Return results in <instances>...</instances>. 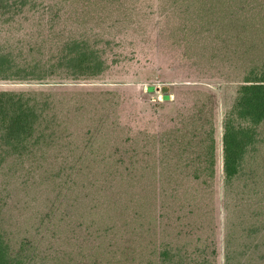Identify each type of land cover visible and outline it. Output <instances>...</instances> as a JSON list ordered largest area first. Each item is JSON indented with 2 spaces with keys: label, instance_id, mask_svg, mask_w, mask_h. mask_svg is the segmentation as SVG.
I'll return each mask as SVG.
<instances>
[{
  "label": "rangeland",
  "instance_id": "rangeland-1",
  "mask_svg": "<svg viewBox=\"0 0 264 264\" xmlns=\"http://www.w3.org/2000/svg\"><path fill=\"white\" fill-rule=\"evenodd\" d=\"M75 41L98 75L60 61ZM0 52L50 73L0 91L52 93L32 152L0 140L9 264H264V121L231 185L223 156L226 113L264 63V0H0Z\"/></svg>",
  "mask_w": 264,
  "mask_h": 264
},
{
  "label": "trees",
  "instance_id": "trees-1",
  "mask_svg": "<svg viewBox=\"0 0 264 264\" xmlns=\"http://www.w3.org/2000/svg\"><path fill=\"white\" fill-rule=\"evenodd\" d=\"M74 43L78 48L69 49L60 56V61L68 65L71 77L88 78L98 75L103 70L100 56L79 41ZM48 75H50L48 70L39 69L36 66L25 67L19 64L16 58L0 52V79H42ZM149 89L155 90L156 87L150 86ZM162 89L163 97L169 98L170 93L165 90L166 87ZM51 96L52 93L43 91H0V140L8 145L9 149L12 148L13 153L24 155L26 152H32L31 147L40 143L42 138L47 136L42 110H46L50 106ZM263 121L264 63L245 77L244 82L238 88L235 103L226 113L224 119L223 156L226 185H231L235 177L242 171L245 155L249 147L256 141V127ZM46 125L48 128L50 127L49 124ZM37 131H39L38 138L33 141L32 138L35 137L34 134ZM214 132L215 129L212 125L207 132L209 133L208 140L205 139L202 143L205 150L207 149L205 168L212 174L215 172L216 140ZM192 143L189 140L187 141L188 145L183 146L182 144L181 154H185L187 147ZM165 153L167 158V148ZM174 189L177 191V188ZM149 200L151 209L155 210L151 195H149ZM1 247L2 245H0ZM0 259H2L0 264H9L1 251Z\"/></svg>",
  "mask_w": 264,
  "mask_h": 264
}]
</instances>
